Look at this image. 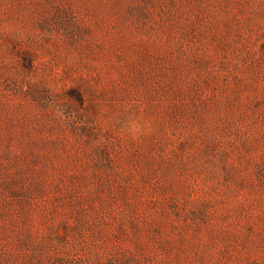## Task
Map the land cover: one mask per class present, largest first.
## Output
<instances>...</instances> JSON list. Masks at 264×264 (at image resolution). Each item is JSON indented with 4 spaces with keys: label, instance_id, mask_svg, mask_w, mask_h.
<instances>
[{
    "label": "rangeland",
    "instance_id": "1",
    "mask_svg": "<svg viewBox=\"0 0 264 264\" xmlns=\"http://www.w3.org/2000/svg\"><path fill=\"white\" fill-rule=\"evenodd\" d=\"M0 264H264V0H0Z\"/></svg>",
    "mask_w": 264,
    "mask_h": 264
},
{
    "label": "clouds",
    "instance_id": "2",
    "mask_svg": "<svg viewBox=\"0 0 264 264\" xmlns=\"http://www.w3.org/2000/svg\"><path fill=\"white\" fill-rule=\"evenodd\" d=\"M140 130V126L136 124L130 125L128 129L129 133L133 136H135Z\"/></svg>",
    "mask_w": 264,
    "mask_h": 264
}]
</instances>
